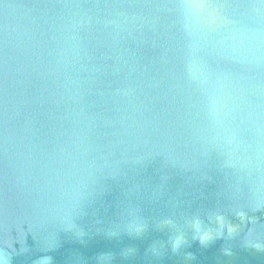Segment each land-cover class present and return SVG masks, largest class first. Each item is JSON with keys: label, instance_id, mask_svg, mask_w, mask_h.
Segmentation results:
<instances>
[{"label": "water", "instance_id": "obj_1", "mask_svg": "<svg viewBox=\"0 0 264 264\" xmlns=\"http://www.w3.org/2000/svg\"><path fill=\"white\" fill-rule=\"evenodd\" d=\"M0 264H264V0H0Z\"/></svg>", "mask_w": 264, "mask_h": 264}]
</instances>
